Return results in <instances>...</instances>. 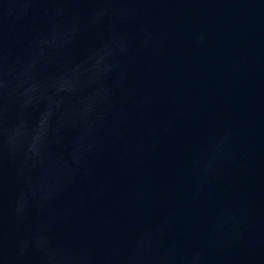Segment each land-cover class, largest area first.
Returning <instances> with one entry per match:
<instances>
[{
  "label": "water",
  "instance_id": "95a60500",
  "mask_svg": "<svg viewBox=\"0 0 264 264\" xmlns=\"http://www.w3.org/2000/svg\"><path fill=\"white\" fill-rule=\"evenodd\" d=\"M0 226V264H264V0H0Z\"/></svg>",
  "mask_w": 264,
  "mask_h": 264
},
{
  "label": "clouds",
  "instance_id": "9594fccd",
  "mask_svg": "<svg viewBox=\"0 0 264 264\" xmlns=\"http://www.w3.org/2000/svg\"><path fill=\"white\" fill-rule=\"evenodd\" d=\"M122 14H124V10H121ZM104 11L102 10L100 13H98V16L104 15ZM37 88L36 85H32L31 88L28 89V91H35ZM59 91H72L73 89L71 87H66L64 84L60 85ZM223 154L220 150V145L218 144L210 159L205 163L203 167V171L205 174L212 171L214 168V165L218 160H222ZM14 215L17 219L18 223H22L24 220L27 219V216L25 214L26 209L23 205H20L17 203L14 205L13 208ZM45 241L40 237L39 233L33 238L30 239H20L17 242V249L15 254V264H21V262L24 260V258L28 255L29 249L34 248V250L41 255L42 261L45 262V264H51V261L54 259L53 254L49 251L47 247H45ZM0 259H7L5 255L3 240H2V226H0Z\"/></svg>",
  "mask_w": 264,
  "mask_h": 264
}]
</instances>
